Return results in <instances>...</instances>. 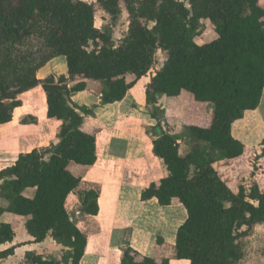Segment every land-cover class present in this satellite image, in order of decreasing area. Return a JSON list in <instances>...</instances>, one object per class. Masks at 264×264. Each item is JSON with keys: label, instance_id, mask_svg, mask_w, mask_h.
Instances as JSON below:
<instances>
[{"label": "trees", "instance_id": "16d2710c", "mask_svg": "<svg viewBox=\"0 0 264 264\" xmlns=\"http://www.w3.org/2000/svg\"><path fill=\"white\" fill-rule=\"evenodd\" d=\"M96 2L114 20L123 10L128 14L126 33L117 44L95 24L92 3L0 0V125L12 120L21 105L19 94L38 84L45 93L46 117L60 121L57 142L44 153L36 148L19 153L14 164L0 169L1 195L9 201L6 211L25 217L34 242L51 236L65 248L59 260L27 252L25 264H79L84 253L86 236L64 203L79 182L71 165L95 162L96 139L82 129L84 116L93 108L75 104L71 95L84 90L87 80H96L102 84L101 104L120 101L148 73V103L154 105L157 95L174 97L186 89L195 100L211 101L214 109L209 125L193 124L179 131L163 128L151 113L157 118L152 151L163 161L167 175L150 183L140 197H154L160 205L178 199L186 209L176 231L177 258L189 264H243L239 238L264 223V180L259 182L252 172L248 181L235 178L244 164L247 169L246 160H264V138L247 155L230 123L259 105L264 88V0ZM204 21L210 22L216 37L197 43ZM156 49L164 55L159 69L153 68ZM58 56L66 59L67 75L38 79L37 70ZM68 80L74 84L68 86ZM184 141L191 144L181 151ZM257 165V171L264 169ZM27 190H33L32 196ZM82 209L97 214L96 192L86 194ZM13 236V225L0 223V244L11 242ZM13 250H1L0 260ZM120 264L169 260L139 258L126 247Z\"/></svg>", "mask_w": 264, "mask_h": 264}, {"label": "crops", "instance_id": "0c3cea01", "mask_svg": "<svg viewBox=\"0 0 264 264\" xmlns=\"http://www.w3.org/2000/svg\"><path fill=\"white\" fill-rule=\"evenodd\" d=\"M55 58L37 70L38 79L67 75L64 58L61 69L49 66ZM44 67L47 70H43ZM150 76L148 73L138 79L122 100L112 103H100L102 84L96 80H87L84 90L71 95L75 104L93 108L91 115L84 116L82 129L95 136L97 154L92 165H71V172L79 182L69 191L64 203L67 214L86 236L79 264H120L126 247L139 258H167L169 264H189L187 259L176 257L175 248L177 228L186 218L184 206L178 199H173L169 205H160L154 197L142 200L140 196L150 183H157L167 175L163 161L152 151V130L158 115L171 116L180 122L185 117L188 101L204 107L198 113H190L193 124L198 125L204 114L209 117V125L214 105L211 101L195 100L190 92L182 89L174 97L157 95L154 104L157 118H153L150 109L153 104L146 101L145 95ZM73 84L74 81L68 80V86ZM18 98L21 105L15 109L12 120L0 125V169L14 164L19 153L46 149L57 142L55 132L60 121L46 117L41 84L19 94ZM177 98L180 106L168 105ZM230 129L233 137L246 147L247 155L253 154L264 138V88L259 105L241 112L239 118L230 123ZM49 158L46 156L45 160ZM89 191L97 194L96 215L86 214L82 209ZM25 193L32 196L33 190ZM8 205L9 201L1 195L0 181V223H11L14 230L12 241L0 244V251L13 247V254L0 260V264H25L27 252L59 260L65 248L51 236L34 242L26 231L25 217L7 212Z\"/></svg>", "mask_w": 264, "mask_h": 264}, {"label": "rangeland", "instance_id": "374dc122", "mask_svg": "<svg viewBox=\"0 0 264 264\" xmlns=\"http://www.w3.org/2000/svg\"><path fill=\"white\" fill-rule=\"evenodd\" d=\"M88 3H92L94 8H95V24L101 28H103L105 31L111 34V37L115 44H117L125 35L127 26H128V14L123 10L119 14L118 17L113 19L111 15L103 11L102 9L99 8V5L97 4L96 0H84ZM152 23H149V26H151ZM216 37L215 31L212 29L211 24L209 21H204L202 23V31L199 35L195 37V40L197 43H201L204 41H209L213 38ZM30 50L34 49L33 45H30L29 47ZM155 60H154V69L155 68H160L163 61H164V55L161 52V50L156 49L155 50ZM65 59L64 56H58L54 59V63L49 65L50 67L53 66L57 70L61 69V60ZM63 62V61H62ZM65 64H66V59H65ZM49 67V68H50ZM41 68V67H40ZM43 70H47V67L42 68ZM146 80V79H145ZM182 99V98H181ZM187 101V100H186ZM181 102L178 101L177 99L170 100L168 105L171 106L172 108H176L180 106ZM204 107L202 105H196L195 103L192 102H186V107H185V117L182 119V121L177 122L175 121L171 116L170 117H164L161 115H158L160 118L161 126L163 128H170L172 131H179L182 130L183 127L189 126L193 124L192 116L190 115L191 112H199V110L203 109ZM150 109L153 113H157V109L155 105L150 106ZM159 114V113H158ZM201 117L198 125L201 126H207L209 117L204 116ZM191 141H184L181 144V151H185L187 149V145H190ZM241 162V161H240ZM244 162V161H243ZM247 163V169H245V164L244 167L241 168V173L239 172L238 178L236 177L235 179H239V177L245 178L246 181L250 179V174L255 176L257 180L260 182V180H264V169L257 171L255 169V165L258 164L260 168L264 167V160L261 159L258 162L254 158L246 160ZM239 164V162H237ZM234 168V167H233ZM231 168V172H235ZM254 170V171H253ZM236 176V173H235ZM239 243L242 246V249L244 251V260L243 264H264V223L263 224H258L255 225L252 229L248 231V233L241 238H239Z\"/></svg>", "mask_w": 264, "mask_h": 264}, {"label": "water", "instance_id": "95a60500", "mask_svg": "<svg viewBox=\"0 0 264 264\" xmlns=\"http://www.w3.org/2000/svg\"><path fill=\"white\" fill-rule=\"evenodd\" d=\"M44 152H45V149L40 150V153H41V154L44 153Z\"/></svg>", "mask_w": 264, "mask_h": 264}]
</instances>
